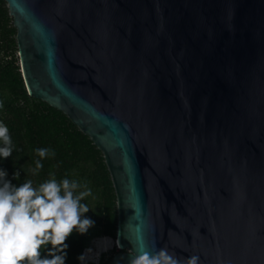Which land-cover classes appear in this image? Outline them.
Listing matches in <instances>:
<instances>
[{
	"label": "water",
	"instance_id": "95a60500",
	"mask_svg": "<svg viewBox=\"0 0 264 264\" xmlns=\"http://www.w3.org/2000/svg\"><path fill=\"white\" fill-rule=\"evenodd\" d=\"M30 96L102 151L108 264H264V0H5Z\"/></svg>",
	"mask_w": 264,
	"mask_h": 264
},
{
	"label": "trees",
	"instance_id": "16d2710c",
	"mask_svg": "<svg viewBox=\"0 0 264 264\" xmlns=\"http://www.w3.org/2000/svg\"><path fill=\"white\" fill-rule=\"evenodd\" d=\"M17 50L16 28L5 0H0V100L3 101L0 119L9 125L15 145L12 156L0 158V166L8 169L9 177L17 184L25 179L38 184L49 178L50 172H55L57 179L67 175L82 183L87 181L99 193L95 223L102 235L114 237L116 193L102 151L64 112L28 94ZM41 146L55 149V155L41 158L44 167L34 174L31 169L38 158L35 148ZM17 167L21 168L19 179L11 175ZM84 199L89 204L87 197ZM85 215L89 216V211ZM83 236L84 233L74 230L67 237L66 264H79Z\"/></svg>",
	"mask_w": 264,
	"mask_h": 264
},
{
	"label": "clouds",
	"instance_id": "9594fccd",
	"mask_svg": "<svg viewBox=\"0 0 264 264\" xmlns=\"http://www.w3.org/2000/svg\"><path fill=\"white\" fill-rule=\"evenodd\" d=\"M14 148L9 125L0 119V158L12 156ZM35 152L34 174L44 167L41 158L54 156L55 149L41 146ZM11 175L19 179L21 168ZM91 193L87 181L82 183L67 175L57 179L55 172L38 184L32 179L17 184L8 169L0 166V264H66L67 237L74 230L84 233L95 223L85 215L91 207L84 198ZM87 251L79 255L82 262ZM130 253L128 264H200L199 254L182 260L167 247L155 251L147 246L136 251L134 247Z\"/></svg>",
	"mask_w": 264,
	"mask_h": 264
},
{
	"label": "rangeland",
	"instance_id": "374dc122",
	"mask_svg": "<svg viewBox=\"0 0 264 264\" xmlns=\"http://www.w3.org/2000/svg\"><path fill=\"white\" fill-rule=\"evenodd\" d=\"M16 54L18 56V50L16 51ZM89 206L91 207L89 210V216L96 221L95 216V202L99 199V193L96 190H92L91 195L87 196ZM102 235L100 226L96 223H94L86 232H84V236L82 238V244H83V252H86V259L82 262L79 261V264H103L106 261H110L112 255L119 250L115 241V236L110 237L111 247L107 250H104L103 248V241L107 236ZM114 243V244H113ZM90 248V249H89ZM102 248V249H101Z\"/></svg>",
	"mask_w": 264,
	"mask_h": 264
},
{
	"label": "bare ground",
	"instance_id": "6f19581e",
	"mask_svg": "<svg viewBox=\"0 0 264 264\" xmlns=\"http://www.w3.org/2000/svg\"><path fill=\"white\" fill-rule=\"evenodd\" d=\"M105 237V236H104ZM115 239V238H114ZM111 242H112V240H111V238H110V236H107V238H105V240L103 241V243H104V245H103V248H104V250H107V249H109L110 247H111ZM115 242V241H114ZM116 243V242H115ZM114 244V243H113ZM102 249V248H101Z\"/></svg>",
	"mask_w": 264,
	"mask_h": 264
}]
</instances>
